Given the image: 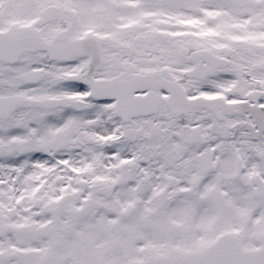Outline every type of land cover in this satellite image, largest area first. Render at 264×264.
<instances>
[{"label": "snow or ice", "instance_id": "1", "mask_svg": "<svg viewBox=\"0 0 264 264\" xmlns=\"http://www.w3.org/2000/svg\"><path fill=\"white\" fill-rule=\"evenodd\" d=\"M0 264H264V0H0Z\"/></svg>", "mask_w": 264, "mask_h": 264}]
</instances>
